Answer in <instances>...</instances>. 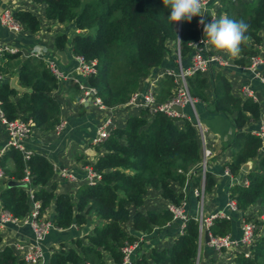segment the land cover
<instances>
[{
    "label": "trees",
    "instance_id": "obj_1",
    "mask_svg": "<svg viewBox=\"0 0 264 264\" xmlns=\"http://www.w3.org/2000/svg\"><path fill=\"white\" fill-rule=\"evenodd\" d=\"M35 1L45 3L47 19L76 23L78 30L72 36L57 31L55 44L62 49L70 42L74 54L96 61L95 70L87 75V81L106 106L127 103L139 88L142 77L164 61L167 52L172 50L171 43L180 48L186 62L201 38L200 16H194L190 22L170 24L167 20L170 9L164 6L163 0ZM14 17L25 31L36 32L42 27L40 16L31 9L16 8ZM225 17L248 24L246 40L240 45L236 62L249 64L251 56L260 53L264 39V0H220L215 19ZM210 51L220 52L212 46ZM21 55L20 50H5L0 54V71L7 76L0 84L4 115L8 119L32 120L37 129L55 128L62 122L61 100L52 94L59 85V78L45 58L34 54L22 59L17 70L12 69V62ZM15 74L26 90L19 92L10 85L9 79ZM187 82L192 96L203 101L211 111L231 116L236 126L228 145L231 156L225 165L235 176L244 173L248 182L234 181L229 188L230 198L240 210L256 203L264 207V153L260 154L264 136L246 128L249 123L261 120V103L251 96L234 93L233 82L223 69L212 77L207 72L195 71L187 77ZM73 84L80 88L77 82ZM176 85L174 75L164 74L157 83V99L171 98ZM180 120L183 122L179 123ZM96 147L105 148L90 165L100 178L82 183L74 195L56 192L54 184L48 186L55 166L46 155L33 152L25 157L19 148L10 146L1 157L4 180L22 182L6 185L0 193L2 207L14 216L24 217L31 208L29 184L22 181L29 171L35 187L34 198L40 201L39 215L54 201L52 222L56 228L82 226L88 222L90 214L101 219L84 237L52 250L49 264H121L123 246L138 239L128 231L127 222L131 221L134 229L148 233L156 226L163 227L177 220L170 207L140 209L148 190L157 189L171 204L182 206L187 193L180 187L191 184L202 188L203 147L198 127L189 116H171L161 110L151 114L144 108L138 114H131L124 126L114 127L110 136ZM249 162L253 166L245 170L243 167ZM215 184L214 174L207 170L203 186L205 197ZM256 213L246 218H259ZM258 223L249 254L236 249L235 264H264V220ZM209 231L213 236L231 233L230 217L216 216ZM200 235V219L191 215L171 244L152 246L148 253L139 254L135 263L196 264ZM2 240L0 232V242ZM0 264L29 262L6 244L0 248Z\"/></svg>",
    "mask_w": 264,
    "mask_h": 264
},
{
    "label": "crops",
    "instance_id": "obj_2",
    "mask_svg": "<svg viewBox=\"0 0 264 264\" xmlns=\"http://www.w3.org/2000/svg\"><path fill=\"white\" fill-rule=\"evenodd\" d=\"M87 1V0H84ZM220 0H207L202 8V14L210 22L216 14ZM11 7L13 11L16 8H27L34 11L40 16L42 27L36 32H28L25 30L16 31L2 24L0 18V44L9 43L19 48L22 55L15 59L12 69L17 70L19 62L30 54L38 53L39 57L52 59L56 62L59 69L65 73L66 78H59V85L52 94L58 97L62 103L61 118L64 126L61 129L52 128L49 130H41L35 128L34 131L24 139L25 145L33 150L46 155L55 166V173L52 176L48 186H55L56 192H68L75 194L78 187L85 182L98 180L97 177L90 176L89 167L98 156L105 151L104 147L99 149L92 143L98 125L106 119L112 120L113 127L124 126L131 114H138L140 108L130 104H116L113 106H105L101 108L91 100H82L83 89L82 83L88 84L87 76L77 70L78 60L74 54L70 42L62 50L66 53V58L62 60V56L58 53L55 44L56 32L64 28L66 24L57 20L47 19L45 16V3L36 2L35 0H0V15L6 8ZM74 30L70 32L72 36ZM204 34V32H203ZM205 35V34H204ZM264 35V33H263ZM171 51L167 52L164 61L151 69L150 73L143 76L138 90L146 91L150 87L156 89L157 82H154L157 74L167 68H179L177 49L174 43L170 44ZM226 59L225 65L213 63L207 72L209 77L219 70L223 69L227 76L233 82V92L241 93V85L250 82L259 95L258 101L262 105V118L264 116V81L253 75V73L236 62V58L220 51ZM260 53L264 55V39L260 45ZM184 64H189V59ZM264 71V65H262ZM261 67V68H262ZM18 74L12 75L10 79ZM5 81L7 79L4 74ZM73 76V77H71ZM77 78L78 81L75 79ZM9 79V81H10ZM2 81V82H3ZM19 76H18V81ZM77 82L80 86L77 89L73 86ZM21 85V84H20ZM24 87V86H23ZM21 92V91H19ZM184 112L190 118H195V113L205 127V140L207 147L212 149V154L208 157V170L211 171L216 179V184L212 192L208 193L203 203L204 215L215 213H225L232 221L231 235L239 237L241 235V225L246 215L256 213L258 209L263 208L260 203H256L245 210L232 209L228 202L230 200V185L233 183V177L225 172V163L231 156V148L228 146L236 132V126L231 116L224 113H216L211 111L208 106L198 100L196 102V112L190 104L184 107ZM262 118L259 121L249 123L246 128L253 132H259L262 125ZM180 120L179 123H182ZM8 132L6 124L0 119V147L7 144ZM264 153V146L260 149V154ZM247 169L253 166L249 162ZM246 170V169H245ZM67 171V174H64ZM239 176H245L244 173ZM11 180V179H9ZM0 178V193L8 181ZM180 189L187 193L183 208L192 216L200 215L201 204L199 196L195 193L191 184H186ZM171 202L163 198L157 189H150L145 198V202L140 209L147 210L150 208L170 207ZM1 196H0V207ZM55 212L54 201L45 211L48 219H53ZM101 222V219L90 214L89 220L82 226L72 224L66 228H52L46 234L42 241L44 260L41 264H49V258L52 250L61 248L64 244L69 246L73 240L78 237H84L89 233L94 225ZM128 231L138 236L140 243L135 250L134 256L142 253H148L152 246L163 247L173 242L176 235L182 232V226L179 220H173L163 227L156 226L153 231L142 233L133 228L131 221L126 223ZM3 240L0 242V248L4 245L11 244L15 240L32 241L34 239V231L29 223H8L4 229H0ZM16 254L22 257L17 251ZM235 249L226 247L216 249L208 240H206L205 232L200 236V247L196 264H235Z\"/></svg>",
    "mask_w": 264,
    "mask_h": 264
},
{
    "label": "built area",
    "instance_id": "obj_3",
    "mask_svg": "<svg viewBox=\"0 0 264 264\" xmlns=\"http://www.w3.org/2000/svg\"><path fill=\"white\" fill-rule=\"evenodd\" d=\"M206 1L207 0H201V10L205 6ZM200 15H203L202 11ZM215 16L216 14L212 18H215ZM0 18L2 24L6 25L7 27L14 29L16 31L23 30L21 24L14 17V11L11 7H6L1 12ZM200 18L201 17H199L198 21L200 20ZM198 27L201 30V38L195 43V50L189 58V64L188 65L184 64L180 52V48L178 47L177 54H178L179 68L177 69L167 68L166 70L157 74L156 79L154 80V82H157L166 73L174 75L175 81L177 83L175 94L167 100L160 101L157 99V93L154 87H150L146 91H140L137 89L132 94L128 102L124 104H130L140 109H144V108L148 109V112L151 114L157 110H161L167 112L171 116H177V117L187 116V114L184 112V110L181 112L178 111L176 108H174V105L178 104L184 108L187 104H190L194 109V113L196 112V102L198 101V99L191 95L188 87L187 77L192 73H194L195 71L208 72L213 63H217L220 66L225 65L227 63L226 57L223 54H221V52H211L210 45H205L200 43L202 39L206 40L207 37L203 34V25H200L198 23ZM5 50L15 52L19 50V48L9 43H1L0 54L3 53ZM32 54L39 56L38 53L33 52ZM76 58L78 60L77 70L80 73L87 76L90 72L95 70V64H96L95 60L87 61L81 55H76ZM46 60L48 61L51 69L54 71V73L57 75L58 78L69 77L59 69L55 61H53L52 59H46ZM240 65L250 70L253 73V75L264 81V71L262 67V65H264V55H262L261 53L252 55L249 64H240ZM4 79L5 76L0 71V82L2 83ZM75 79L78 81L77 78ZM80 86L83 89L82 100H86V99L91 100L101 108H104L106 106L105 104H103L101 98L96 94V90L93 86H91L89 83L88 84L82 83ZM241 93L244 96H251L256 100L259 99V95L257 91L253 88L250 82H245L244 84L241 85ZM1 102L2 101L0 98V119L6 124L7 132H8L7 144L3 147H0V178H5L6 177L5 170L1 162V157L5 149L10 146H15L22 151L25 157H29L34 151L29 149L25 145L24 139L34 131L35 127L32 120H25L20 117H16L14 119H8L4 115ZM193 121L195 125L198 127L201 143L203 147V153H204V158L201 162L202 188L198 189L194 187L195 193L199 196V199H201L200 200L201 210L199 212L200 215L195 217H198L200 219L201 235H202L205 229L209 228V225L212 223L213 219L216 216H228V215L222 212L211 215H204L203 213V203L205 199L203 186L205 182L206 172L208 170L207 168L208 157L212 154L213 151L211 148L207 147L206 145L205 127L203 126L202 122L199 120L198 115L196 113ZM112 123H113L112 120L109 118L98 125L95 135L92 138L93 144L96 145L102 143L105 139H107L110 136L111 131L114 128ZM63 126L64 124L61 122L56 126V129H61ZM259 133H261L264 136V116L262 118V125ZM88 169L90 176H92V178L93 177H97L98 179L100 178V174L94 171L91 166ZM225 172L233 177V182L234 181H242L245 183L248 182L245 176L241 177V176L233 175L230 172L229 167H226ZM67 173H68L67 171H64V174ZM22 181L23 183L29 184L28 191L31 199V208L24 217H17L14 216L10 211L4 209L1 206L0 229H4L8 223H29L34 231V239L32 241H24L18 239L12 241L11 244L17 251H19L22 254V257H24L29 262V264H41L44 260L42 241L45 238L46 234L50 231V229L54 228L55 226L52 222V219H48L44 217L45 212L42 215H39L40 201L34 198L35 187L31 184V175L29 171H27V174L24 176ZM95 181L97 180L94 179L91 180L90 182H95ZM228 204L232 209H238L234 199L230 198ZM170 208L174 212V219L180 221L183 231L185 220L191 215L184 210L183 205L177 206L171 204ZM260 220H264V214L260 215L259 218H252V219L244 218L241 225V235L239 237H234L231 235V233L221 236H213L210 232L211 238L209 240V243L212 246H214L216 249H222L226 247H231L234 248L235 250L243 249L245 251V254L248 255L250 252L249 247L256 236V230L260 226L258 223ZM138 239L133 242L126 243L123 246L124 259L121 264H136L135 258L137 257V255L134 256L133 254L140 245ZM87 264H91V263H87Z\"/></svg>",
    "mask_w": 264,
    "mask_h": 264
},
{
    "label": "clouds",
    "instance_id": "obj_4",
    "mask_svg": "<svg viewBox=\"0 0 264 264\" xmlns=\"http://www.w3.org/2000/svg\"><path fill=\"white\" fill-rule=\"evenodd\" d=\"M164 6L170 9L167 20L170 24L180 21H191L194 16H200L198 23L203 25V32L207 39H202L201 44L211 45L215 50L222 51L235 57L240 52L241 43L246 40L245 33L248 24L243 20L212 18L207 22L206 17L200 15L201 0H163ZM204 36V37H205Z\"/></svg>",
    "mask_w": 264,
    "mask_h": 264
},
{
    "label": "water",
    "instance_id": "obj_5",
    "mask_svg": "<svg viewBox=\"0 0 264 264\" xmlns=\"http://www.w3.org/2000/svg\"><path fill=\"white\" fill-rule=\"evenodd\" d=\"M72 30H78V26L76 25V23L74 21L67 23L64 26V28L61 29L62 32L67 33V34H70V32ZM58 53L62 56V60H64L66 58V56H67L65 51L62 50V49H59ZM17 81H18V76L16 75V76L12 77L9 82H10V85L12 87L16 88L18 91H24V90L27 89V88L23 87L22 85H20ZM0 84H1V82H0ZM174 108H176L180 112L184 110V108L181 105H178V104H175ZM243 168L247 169V166L244 165ZM21 183L22 182H20L18 180L11 179V180L8 181L7 185L10 186V185L21 184ZM204 232H205L206 240L209 241L210 238H211L209 228H206Z\"/></svg>",
    "mask_w": 264,
    "mask_h": 264
},
{
    "label": "rangeland",
    "instance_id": "obj_6",
    "mask_svg": "<svg viewBox=\"0 0 264 264\" xmlns=\"http://www.w3.org/2000/svg\"><path fill=\"white\" fill-rule=\"evenodd\" d=\"M74 31H75V30H74ZM70 38H71V37H70ZM200 200H201V199H200ZM200 202H201V201H200ZM256 214H258V217H259L260 215H263V214H264V207L258 209ZM263 229H264V225H263ZM263 229H262V230H263Z\"/></svg>",
    "mask_w": 264,
    "mask_h": 264
}]
</instances>
